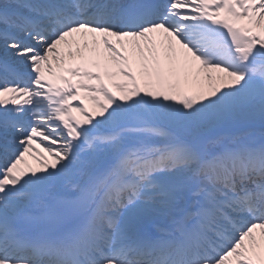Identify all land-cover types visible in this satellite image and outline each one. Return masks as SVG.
<instances>
[{
	"label": "snow or ice",
	"instance_id": "1",
	"mask_svg": "<svg viewBox=\"0 0 264 264\" xmlns=\"http://www.w3.org/2000/svg\"><path fill=\"white\" fill-rule=\"evenodd\" d=\"M0 264H264V0H0Z\"/></svg>",
	"mask_w": 264,
	"mask_h": 264
},
{
	"label": "bare ground",
	"instance_id": "2",
	"mask_svg": "<svg viewBox=\"0 0 264 264\" xmlns=\"http://www.w3.org/2000/svg\"><path fill=\"white\" fill-rule=\"evenodd\" d=\"M72 39L77 40V41H80V42L82 40V38L80 36H76L75 38H70V40H72ZM89 39H91V38L89 37ZM160 40L161 39H158L157 40V43H159ZM139 43H140V46L141 47L145 48V54H147V51L146 50L148 48V45L146 44V42L143 41V40H141ZM124 47L128 48L129 50H131L132 47H133V45L130 42H126V44H125ZM68 50L69 49L67 47H65L64 49H62V51H68ZM105 55H107V54H105ZM110 67L112 68V70H115V67L116 66L113 65V64H110ZM133 68H134V70L137 72V74L139 76L140 75V71H141V59H140V56H139V50L138 49L133 54ZM93 70H95V69H93ZM118 79H122V78L118 77ZM105 82L106 83H109L110 86L113 83L111 80H108L107 78H106ZM140 82H141V85L143 87L144 86V82H145L144 79L141 78ZM113 90L117 92V95H120V92L118 90H116L115 88H113ZM195 90H196V88H189L188 89L189 92H192V91H195ZM83 95H84V93H83ZM85 103L88 105L89 109H91L92 111H98L99 110L96 107V105L91 100H86ZM45 155L47 156V153H45ZM26 161H27V165H31L33 167H39L38 160L34 156H32V155L27 156L26 157ZM27 165H22V167H26Z\"/></svg>",
	"mask_w": 264,
	"mask_h": 264
}]
</instances>
